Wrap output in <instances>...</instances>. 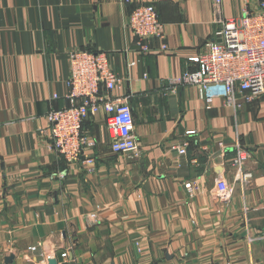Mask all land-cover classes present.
I'll return each instance as SVG.
<instances>
[{
    "label": "crops",
    "instance_id": "0c3cea01",
    "mask_svg": "<svg viewBox=\"0 0 264 264\" xmlns=\"http://www.w3.org/2000/svg\"><path fill=\"white\" fill-rule=\"evenodd\" d=\"M127 1L0 0V264H264V98L235 113L218 100L206 108L192 87L165 91L195 69L217 21L259 0H222L216 15L214 0ZM139 4L156 6L166 52L151 41L138 54L125 24ZM85 49L122 77L115 94L132 97L138 146L136 157L113 155L105 115L89 118L92 173L67 168L45 135V115L67 106L68 54ZM237 138L247 184L222 205L214 187L234 181Z\"/></svg>",
    "mask_w": 264,
    "mask_h": 264
},
{
    "label": "built area",
    "instance_id": "2783aa9c",
    "mask_svg": "<svg viewBox=\"0 0 264 264\" xmlns=\"http://www.w3.org/2000/svg\"><path fill=\"white\" fill-rule=\"evenodd\" d=\"M221 4L222 0H214L217 8L214 15L219 13ZM242 14L238 19L217 21L218 29L212 40L207 41L203 51L190 61L195 69L185 70L179 78L170 80L165 90L167 93L173 94L177 87H192L206 108L218 100L235 113L244 105L264 98V0H259L254 9L246 7ZM127 17L125 27L134 36V46L139 55L149 54L151 41L159 42L162 52L168 50L154 4H139ZM68 67L69 76L64 82L67 106L51 109L45 115L48 125L45 135L51 153L67 168L81 165L87 173H92L96 163L92 154L87 152L95 148L94 140L83 127L89 118L101 113L105 115L111 153L136 157L138 146L131 110L132 97L116 95L123 79L109 66L107 54L86 49L72 50L68 54ZM56 98L54 94L52 100ZM234 143V156L229 162L234 181L230 185L225 177L219 176L214 187L215 198L222 205L231 201L236 183L242 191L247 184L243 168L249 154L239 138ZM217 144L225 152V144ZM175 150L179 156H185L187 145L184 143ZM57 178L63 181L65 171L59 172ZM183 189L191 197L195 184L186 182ZM95 218V215H90L88 220ZM259 239L264 240V235ZM247 240L249 244L255 241L254 238ZM61 258L66 259L67 252L62 253Z\"/></svg>",
    "mask_w": 264,
    "mask_h": 264
},
{
    "label": "water",
    "instance_id": "95a60500",
    "mask_svg": "<svg viewBox=\"0 0 264 264\" xmlns=\"http://www.w3.org/2000/svg\"><path fill=\"white\" fill-rule=\"evenodd\" d=\"M49 264H56V261H50Z\"/></svg>",
    "mask_w": 264,
    "mask_h": 264
}]
</instances>
